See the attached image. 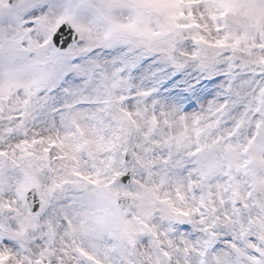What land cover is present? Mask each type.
I'll use <instances>...</instances> for the list:
<instances>
[{"label": "snow or ice", "instance_id": "obj_1", "mask_svg": "<svg viewBox=\"0 0 264 264\" xmlns=\"http://www.w3.org/2000/svg\"><path fill=\"white\" fill-rule=\"evenodd\" d=\"M0 264H264V0H0Z\"/></svg>", "mask_w": 264, "mask_h": 264}]
</instances>
